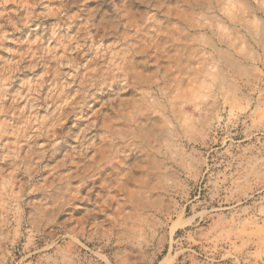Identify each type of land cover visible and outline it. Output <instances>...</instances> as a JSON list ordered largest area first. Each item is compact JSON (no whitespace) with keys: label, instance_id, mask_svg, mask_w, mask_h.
I'll use <instances>...</instances> for the list:
<instances>
[{"label":"clouds","instance_id":"clouds-1","mask_svg":"<svg viewBox=\"0 0 264 264\" xmlns=\"http://www.w3.org/2000/svg\"><path fill=\"white\" fill-rule=\"evenodd\" d=\"M0 264H264V0H0Z\"/></svg>","mask_w":264,"mask_h":264}]
</instances>
